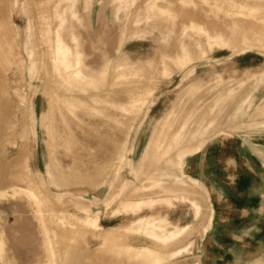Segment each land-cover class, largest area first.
<instances>
[{"label": "rangeland", "instance_id": "obj_1", "mask_svg": "<svg viewBox=\"0 0 264 264\" xmlns=\"http://www.w3.org/2000/svg\"><path fill=\"white\" fill-rule=\"evenodd\" d=\"M0 264H264V0H0Z\"/></svg>", "mask_w": 264, "mask_h": 264}, {"label": "crops", "instance_id": "obj_2", "mask_svg": "<svg viewBox=\"0 0 264 264\" xmlns=\"http://www.w3.org/2000/svg\"><path fill=\"white\" fill-rule=\"evenodd\" d=\"M215 182V181H214Z\"/></svg>", "mask_w": 264, "mask_h": 264}]
</instances>
